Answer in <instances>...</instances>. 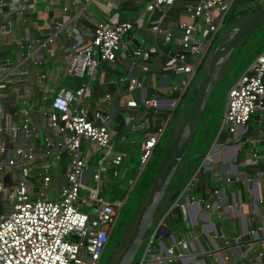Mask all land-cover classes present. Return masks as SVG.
<instances>
[{
  "label": "built area",
  "instance_id": "obj_1",
  "mask_svg": "<svg viewBox=\"0 0 264 264\" xmlns=\"http://www.w3.org/2000/svg\"><path fill=\"white\" fill-rule=\"evenodd\" d=\"M63 1L61 9L65 11L68 7L66 0ZM178 1L146 0L131 19H115L110 15L99 19L86 32V38L72 44L67 52L62 73L78 80L77 85H63L46 71L31 69L40 63L35 58V50L51 44L64 22L54 21L45 34L38 36L25 26L23 35L17 40L18 55L0 58V264L97 263L123 202V198L107 199L100 194L101 176L117 177L126 152L113 147L114 141L105 120L107 115L102 108L90 107L86 102L92 91L91 80L102 64L113 71L119 62L128 63L126 66L136 68L138 73L117 77H113V73L106 75L105 82L113 84L115 90L104 91L99 101L112 100L116 86L122 84L124 91L120 105L126 112L138 105L151 108L154 114L174 107L235 0H185L175 25H163L165 11ZM3 7L27 20L28 4L14 1L7 4L6 0H0L1 18L5 16ZM69 23L74 29L76 22ZM42 24L48 27L47 21ZM41 26L32 24L36 30ZM139 28H145L152 40L144 44V38L137 31ZM206 31L210 34L201 46ZM0 32L9 30L3 28ZM197 32L199 37H196ZM135 33L142 40L131 47ZM153 65L178 75L165 85L164 91L177 93L169 102L161 103L155 93V73L149 72ZM146 72L150 73V93L145 85ZM263 76L264 49L256 53L227 89L219 131L235 133L255 111L264 114ZM133 91H137V98L132 96ZM169 114L167 112L153 129H147L148 119L143 113L132 111L124 115L126 122L131 121L135 128L145 130L139 142L141 165L150 156ZM187 135L179 136L176 146L184 145ZM85 144L86 149L82 148ZM97 147L106 150L90 170L88 150ZM34 155L43 157L37 189L29 179ZM63 155L66 157L63 183L59 186L58 196L51 199L46 196L50 171ZM88 176L98 185L87 188L83 179ZM187 186L188 183L183 185L179 195ZM80 188H86L87 194H81ZM178 196L172 197L170 206L178 204L185 214L186 204L178 202ZM201 200L205 207L226 203L217 188ZM80 204L86 205L87 210H79L77 205ZM92 206L96 208L90 210ZM6 207H9L8 211H4ZM165 214L152 222L134 264H161L173 258H184L190 252V241L184 232L174 237L167 230L160 239L155 237V233L164 227ZM232 264H264V245L259 244L246 262Z\"/></svg>",
  "mask_w": 264,
  "mask_h": 264
},
{
  "label": "crops",
  "instance_id": "obj_2",
  "mask_svg": "<svg viewBox=\"0 0 264 264\" xmlns=\"http://www.w3.org/2000/svg\"><path fill=\"white\" fill-rule=\"evenodd\" d=\"M11 1L29 5L27 20H23L12 11L7 12L5 7H3L5 16L0 17V30L4 28L9 30V32H0V58L2 56L14 58L18 55L20 49L17 40L23 35L25 26L30 27L31 33L34 36H38L39 34H45L54 21L64 22L51 44L44 45L35 50V58L40 60V63L37 66H31V69L46 71L50 77L58 80L59 83L70 86L69 81L71 82L75 78L64 75L62 71L67 58V52L71 45L78 43V41H83L87 36L86 32L91 30L99 19L107 15L115 19L133 18L135 10L146 0H90L88 2H84V0H66L65 4L68 8L65 11L61 9L64 3L63 0H6L7 4ZM177 5H179V1L171 7H178ZM171 7L164 13L163 25H175V22L181 16V11H178L174 20H164L167 14H169ZM154 13L151 14V18ZM255 19L257 23L261 17L258 16ZM44 20L48 22L47 28L42 24ZM67 20L69 22H76L74 29ZM18 21L22 25L19 35L17 32ZM33 23H36L38 26L42 24L43 26H41L40 30H36V28L32 27ZM14 24L16 25L14 26ZM137 31L144 38V42L152 40L145 28H139ZM157 36V40L159 41L160 34ZM46 64L47 66L50 64L48 68ZM127 64L119 62L113 71L107 69L105 64L100 65L94 79L91 80L92 93L89 92L90 94L86 97V102H88L90 107L99 106L102 108L104 115H107L105 120L111 134L114 133L115 129L114 117L119 109H123L122 129L128 134L121 133L118 139L121 138L120 143L134 144L141 141L145 130L135 128L131 121L126 122L124 117L126 113L132 111L137 114L143 113L148 119L147 129H153L149 127L158 125L165 115L159 114L158 112L160 111L156 112V114L152 111L148 113L147 109L140 108L138 107L139 105L134 109L129 108L126 112L120 105L121 96L124 91L122 84L116 86L117 92L115 91L112 100H98L104 91L114 92L115 90L113 84L105 82L106 75L113 73L112 76L117 77V75L138 73L136 68L126 66ZM118 66L119 69H117ZM149 72L155 73L157 83L155 89H161L164 94L159 97L161 103L169 102L176 97L166 96L171 92L164 91L165 85L170 83L172 79H175V75H171L166 69H160L155 65L151 67ZM145 85L148 90L151 89V84L148 80ZM131 94L137 98V91H133ZM161 111L164 112L165 110ZM250 118L249 120L255 123L254 127H251L247 123L248 120L236 130L238 132V142L244 143L243 146L240 145L238 147V165H240L238 167V181L230 180L229 183H217L218 185L214 184L215 186L213 187L220 189V193L226 199V203H222L220 206H216L215 203L211 207L204 206L201 200L203 198L201 197V193L205 192L207 196L213 189L210 183L216 182H214V179L208 178L201 173L204 183H200V173L196 174L195 171L184 183H188L185 191L179 195L183 186L176 190V194H174V189L172 190L171 195H179L177 201L186 204V212L183 214L178 204L170 206L172 199L170 197L169 205L161 212V214L166 212L162 224L174 237H179L180 233L184 232L190 241V252L184 258H173L161 264L173 262H177L178 264H184V262L191 264H232L235 262H246L248 258L254 255L259 244L264 245V114L259 115L256 113V115H252ZM182 146L180 147L182 148ZM89 150L88 162L93 167L96 163L92 154L94 150ZM42 161L43 157L39 155H34L31 159L32 171L29 179L34 189L38 188L40 181L39 164ZM65 165V156L57 160L56 167L50 171V182L56 181L59 178V186L63 183ZM109 177L107 174L103 175L100 191L103 186L106 187L108 185L111 179ZM235 195H237L238 204L235 202ZM178 217H181L182 229L175 227Z\"/></svg>",
  "mask_w": 264,
  "mask_h": 264
},
{
  "label": "rangeland",
  "instance_id": "obj_3",
  "mask_svg": "<svg viewBox=\"0 0 264 264\" xmlns=\"http://www.w3.org/2000/svg\"><path fill=\"white\" fill-rule=\"evenodd\" d=\"M184 1L185 0H179V5L176 7L178 11L183 10L181 3ZM254 1L251 2V5L244 0H237L232 4L226 13L223 23L218 27L210 44L206 47L199 62V66L193 73L186 91L182 94L174 107L165 110L164 115H166L167 112L170 114L168 118H166L164 128L160 133L157 142H159L160 145L166 143L167 148L164 150V153H162V157H160L161 159L155 173L157 174L158 179L163 176L164 172L173 161L174 144H176L179 136L183 134L186 135V132L189 133L191 126L193 125L194 113L197 112L199 118L197 128L190 141V146L171 177L166 192L155 211L154 221L158 219L161 212L169 205L171 192L176 183L173 177L177 173L181 176L184 174L186 162L192 161L189 169L191 174L194 171L196 174L201 172L208 178L214 179V182L220 184L229 183L230 180L238 181V167L240 166L238 165V147L240 145L243 146L244 143L238 142L237 131L232 133L231 136L227 135L223 139H219L217 134L225 105L227 89L254 58L256 53L260 49H264V6L260 8L253 6L252 4H254ZM258 13H262V18L256 23L255 17H257ZM146 24L147 23L145 22L144 26H146ZM15 25L16 24H14V26ZM17 26V32L19 35L22 29L20 21L17 22ZM249 32L255 33L250 34L251 36L247 38L246 36ZM199 36L200 33L197 32L196 37ZM229 42H231V44H229ZM146 43L147 41H145L144 44ZM235 48L239 49V51L235 52ZM252 48L254 49L251 50ZM250 53L252 54L250 55ZM47 64L46 67L48 68L50 64L48 66ZM209 65L211 67L208 71ZM117 69H119V66ZM149 74V72L145 73V84L148 80ZM175 78H178V75H175ZM195 93L197 95L196 106L195 109L191 111L190 106ZM256 113L257 112L255 111L253 115H256ZM247 123L251 127H254L255 125L251 120ZM205 127L206 130L203 133L202 131ZM200 129H202V131ZM197 136H199L198 138L202 137L201 142H199ZM112 139L115 142L113 147L115 149L118 148L119 145H121L120 141L117 138ZM122 146H125V150H123L126 151V156L123 158L119 166L117 177L109 178L125 181V192L122 196L123 202L116 212L107 240L96 264H106L105 256L107 251L114 245L115 237L120 231V234H118V238L120 239L119 248L112 255V258L108 263L114 264L119 251H121L131 235L137 212L145 202L149 193L148 190L147 194L143 195V198L141 199L136 197V194L142 191V189L138 187V184L149 165L148 161L150 156L147 158L146 162L141 165L136 155L135 143H123ZM180 146H177L176 153L181 149ZM86 147L87 144L82 146L84 149H86ZM105 150V148L97 147L93 151L92 154L96 162L103 156ZM87 164L88 169L91 170V164L89 162ZM132 169L133 174L131 178L126 177ZM59 182V178L56 179V181L53 180L50 182V185L46 190L47 197L54 199L58 196ZM83 182L87 188L98 185V182L94 181L89 176L85 177ZM87 192L86 188H80L81 194H87ZM100 194L104 195L105 198L109 197L108 191L103 192L101 190ZM236 196L237 195H235V197ZM235 202L238 204L237 197ZM77 208L82 211L87 210V206L83 204L77 205ZM8 210L9 207L4 208V211ZM163 241L164 243L167 242L166 240ZM141 247L142 246L138 248L134 259H137L140 256ZM173 263L178 264L177 262Z\"/></svg>",
  "mask_w": 264,
  "mask_h": 264
},
{
  "label": "water",
  "instance_id": "obj_4",
  "mask_svg": "<svg viewBox=\"0 0 264 264\" xmlns=\"http://www.w3.org/2000/svg\"><path fill=\"white\" fill-rule=\"evenodd\" d=\"M209 34L210 33L208 31L205 32L203 38L200 41L201 46H204L206 39L209 37ZM141 40H142L141 36L138 33H135L131 47H134V45ZM210 67L211 66L209 65L208 71ZM196 99H197V95L195 93L192 99V104L190 106L191 111L195 109ZM198 118H199L198 113L197 112L194 113L193 125L191 126V129L186 137L184 145L177 153H176L177 149L175 146L176 144H174L173 161L170 164V166L166 169L163 176L160 179H158L157 174L154 175L151 186L149 188V193L147 195V198L137 212L131 235L127 240V242L125 243V245L123 246V248L121 249V251L118 253L114 264H134L135 254L139 246L141 245L152 222L154 221L155 211L166 192L171 177L173 176L174 172L177 169V166L179 165L180 161L186 154L188 147L190 146V141L197 128ZM172 197L173 195H171V198ZM95 208L96 207L92 206L89 209L94 210ZM166 231L167 229L163 227L161 230L155 233V237L160 239V237L163 234H165Z\"/></svg>",
  "mask_w": 264,
  "mask_h": 264
},
{
  "label": "trees",
  "instance_id": "obj_5",
  "mask_svg": "<svg viewBox=\"0 0 264 264\" xmlns=\"http://www.w3.org/2000/svg\"><path fill=\"white\" fill-rule=\"evenodd\" d=\"M237 1V0H235ZM234 1V2H235ZM246 2H248L249 5H251V2H253L254 0H244ZM253 6H256V7H262L264 6V0H255L254 1V4H252ZM178 14V9L176 7H171L170 10H169V14H167L166 18H164V20H168V19H171V20H174L176 18ZM226 16V15H225ZM225 19V17H224ZM223 19V20H224ZM252 33H255V32H249V34L246 36L247 38L250 37ZM229 44H231V42H229ZM254 49V48H252ZM235 52L239 51V49H236L235 48ZM199 66V65H198ZM125 72V71H123ZM69 83L71 85H77L78 84V80H75V79H72L71 82L69 81ZM152 91V89H149L148 90V93H150ZM155 93L157 94L158 97L160 96H163V92L161 89H158L155 91ZM177 93L176 91H173L169 94H167L166 96H169V97H174L176 96ZM138 107L142 108L141 105H139ZM147 109V108H145ZM152 111L151 108H148L147 109V112L150 113ZM204 111V110H203ZM122 112H123V109H119L114 117V121H115V129H114V133L111 134L112 135V138H117L120 136L121 133H125V134H128L126 133L123 129H122V124H123V118H122ZM163 111H160L158 112L159 114H162L164 116V113L165 111L162 113ZM162 116V117H163ZM149 128H155V125L154 127L153 126H150ZM202 131V129H200ZM206 130V127L203 129V133L205 132ZM202 133V134H203ZM232 133H229L227 131H218V134L217 136H219V139H223L224 137H226L227 135L231 136ZM200 135V134H199ZM202 136V135H201ZM199 136H197V139L199 140V142H201L202 140V137L198 138ZM158 141V140H157ZM168 142V141H167ZM123 143H121V145H119L118 148L116 149H124L125 150V146H122ZM135 148H136V155H137V158L139 160V155H140V149H139V143H135ZM167 148V144L165 143L164 145H160L159 142H156V144L154 145L152 151H151V154H150V157H149V165L143 175V177L141 178L139 184H138V187L142 189V191L138 194H136V197L138 199H141L143 198L142 196L147 194L150 186H151V183H152V180H153V177L157 171V168H158V165H159V162H160V157H162V153H164V150ZM64 156V155H63ZM201 156V155H200ZM190 164H192V161L190 162H186L185 163V172L184 174L181 176L180 174H175L173 179H175L176 183H175V187H174V194H176V190L180 189L183 184L187 181V179L189 178L191 172H190ZM133 174V169L130 170V173L126 176L128 178H131ZM202 174L200 172V175H199V182L200 183H204V180L202 179ZM125 181H119L118 179H111L109 180L108 182V185L103 186L102 188V191H108L109 193V197L107 199H120L122 198L124 192H125ZM211 184V188H213L215 185L214 184H217V183H210ZM218 185V184H217ZM206 196V193L205 192H202L201 193V197H205ZM175 227L177 229H182L183 228V225H182V222H181V217H178L177 219V222L175 224Z\"/></svg>",
  "mask_w": 264,
  "mask_h": 264
},
{
  "label": "flooded vegetation",
  "instance_id": "obj_6",
  "mask_svg": "<svg viewBox=\"0 0 264 264\" xmlns=\"http://www.w3.org/2000/svg\"><path fill=\"white\" fill-rule=\"evenodd\" d=\"M118 234H120V231L118 232ZM116 235L115 240H114V245L111 246V248H109V250L107 251V254L105 256V262L106 264L109 263V261L112 258V255L117 251V249L119 248L120 245V239L118 238L119 235ZM120 252V251H119Z\"/></svg>",
  "mask_w": 264,
  "mask_h": 264
},
{
  "label": "bare ground",
  "instance_id": "obj_7",
  "mask_svg": "<svg viewBox=\"0 0 264 264\" xmlns=\"http://www.w3.org/2000/svg\"><path fill=\"white\" fill-rule=\"evenodd\" d=\"M261 14H262V13H258L257 17H258V16L261 17ZM261 18H262V17H261ZM259 21H260V19H259ZM222 57H223V56H222ZM225 62H226V61H225ZM219 73H220V72H219ZM217 76H218V75H217ZM182 133H183V132H182ZM186 133H187V132H186Z\"/></svg>",
  "mask_w": 264,
  "mask_h": 264
}]
</instances>
